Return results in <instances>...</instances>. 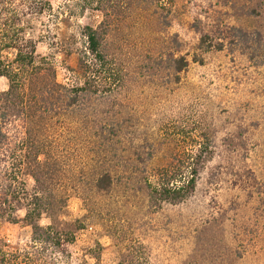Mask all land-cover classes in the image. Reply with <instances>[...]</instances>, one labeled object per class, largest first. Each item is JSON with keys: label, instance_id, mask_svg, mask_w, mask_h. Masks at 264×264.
Segmentation results:
<instances>
[{"label": "rangeland", "instance_id": "1", "mask_svg": "<svg viewBox=\"0 0 264 264\" xmlns=\"http://www.w3.org/2000/svg\"><path fill=\"white\" fill-rule=\"evenodd\" d=\"M12 2L62 84L94 60L86 29L99 31L113 77L97 83L111 85L115 105L102 122L123 131L104 158L82 115L47 124L61 210L40 224L56 236L34 240L20 208L0 221V264H264V0H46L42 14L37 0ZM11 16L0 8L9 60L15 52L2 46L20 32ZM181 58L189 66L178 73ZM8 89L0 78V93ZM197 157L187 200L151 197L163 169L187 175ZM105 174L114 184L101 190Z\"/></svg>", "mask_w": 264, "mask_h": 264}, {"label": "trees", "instance_id": "2", "mask_svg": "<svg viewBox=\"0 0 264 264\" xmlns=\"http://www.w3.org/2000/svg\"><path fill=\"white\" fill-rule=\"evenodd\" d=\"M47 5L46 0H37L36 8L42 14ZM0 8L12 14V25L20 29L2 46V49L14 51V58L4 59L0 53V78L9 81V89L0 93V221H16V212L24 208L25 221L33 230L34 240L45 242L55 231L53 225L41 226L40 220L44 215L53 219L61 210L59 194L49 186L56 177L57 163L52 158L45 160L47 143L41 138V133L49 131L47 124L65 115H82L84 121L92 124L90 129L99 139L98 146L104 158L110 150L117 149L123 126L102 122L104 116L113 114L112 109L107 110L108 105H115L109 96L114 91L111 85L101 90L97 83L99 77H107L109 81L113 77L98 30L86 29L88 53L94 60H81L79 68L72 72L73 82L62 84L54 77L53 63L36 55L34 42L26 39L23 26H18L23 15L16 4L12 0H0ZM209 49L211 47L206 51ZM173 65L181 73L188 68L189 62L181 58L173 61ZM191 161L187 166L191 172L187 175L163 169L158 185L148 183L150 195L156 202L179 205L195 193L196 168L201 160L197 157ZM27 179L34 182L31 189ZM96 183L102 190L112 187L114 179L105 174Z\"/></svg>", "mask_w": 264, "mask_h": 264}]
</instances>
